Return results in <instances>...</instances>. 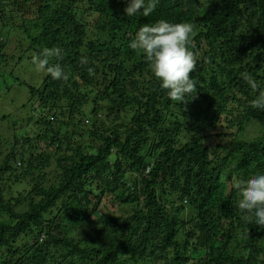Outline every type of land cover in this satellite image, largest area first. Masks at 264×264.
Listing matches in <instances>:
<instances>
[{"label": "trees", "instance_id": "16d2710c", "mask_svg": "<svg viewBox=\"0 0 264 264\" xmlns=\"http://www.w3.org/2000/svg\"><path fill=\"white\" fill-rule=\"evenodd\" d=\"M126 7L0 0V93L28 91L20 120L0 115V264H264V227L235 186L264 171V135L240 137L264 120L251 105L264 94V0ZM159 19L193 24L184 103L129 47ZM53 47L67 80L13 77Z\"/></svg>", "mask_w": 264, "mask_h": 264}, {"label": "clouds", "instance_id": "9594fccd", "mask_svg": "<svg viewBox=\"0 0 264 264\" xmlns=\"http://www.w3.org/2000/svg\"><path fill=\"white\" fill-rule=\"evenodd\" d=\"M158 2L159 0H127L124 12L127 16L138 12L148 16ZM192 33V23H172L159 19L155 23L140 26L129 44L131 49L139 50L145 57L152 75L167 90L170 99L181 103L196 90L195 81L190 77L195 66V58L188 48ZM53 57L61 58L62 49L45 48L42 53L32 57V64L36 70L46 72L53 79L67 80L69 76L62 65L50 63V58ZM245 79L252 89L257 88L250 76ZM251 105L264 110V94L257 95ZM235 186L240 194L237 207L245 219L264 227V171H256L245 179L237 180Z\"/></svg>", "mask_w": 264, "mask_h": 264}, {"label": "rangeland", "instance_id": "374dc122", "mask_svg": "<svg viewBox=\"0 0 264 264\" xmlns=\"http://www.w3.org/2000/svg\"><path fill=\"white\" fill-rule=\"evenodd\" d=\"M16 74L13 76L18 78L19 81H24L28 84H38L42 73L41 71L36 70L35 66L32 62L24 61L22 64L18 65L15 69ZM12 89L7 91L3 94L0 93V115L1 114H11L12 119H21L28 111L27 107L21 106V104L27 102V87L24 86L22 83H15ZM1 87L6 89V85H2ZM259 122V123H258ZM250 121L246 124L244 132L241 133L240 137L243 139L251 140L255 136L264 135V120L261 121ZM6 124L5 121L0 122V127ZM9 125V122L3 127L4 128ZM1 130V129H0ZM218 140H212L216 142ZM211 143L210 141H208Z\"/></svg>", "mask_w": 264, "mask_h": 264}]
</instances>
